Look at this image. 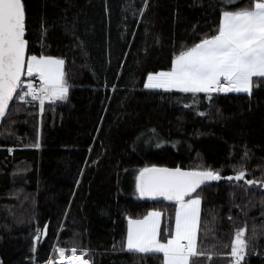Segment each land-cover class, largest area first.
Returning <instances> with one entry per match:
<instances>
[{
  "label": "trees",
  "instance_id": "obj_1",
  "mask_svg": "<svg viewBox=\"0 0 264 264\" xmlns=\"http://www.w3.org/2000/svg\"><path fill=\"white\" fill-rule=\"evenodd\" d=\"M23 2L28 55L62 58L69 91L41 112L18 89L0 125V264H47L57 247L84 250L90 264H162L126 241L129 218L149 211L162 214V241L174 234L176 203L136 188L155 165L221 175L192 194L202 201L195 264H234L242 228L240 264H264V78L251 94L210 100L144 88L215 33L223 0ZM240 170L256 183L226 179Z\"/></svg>",
  "mask_w": 264,
  "mask_h": 264
},
{
  "label": "snow or ice",
  "instance_id": "obj_2",
  "mask_svg": "<svg viewBox=\"0 0 264 264\" xmlns=\"http://www.w3.org/2000/svg\"><path fill=\"white\" fill-rule=\"evenodd\" d=\"M225 10L214 34L206 36L180 51L168 71L150 73L146 89L181 93H248L253 78H264V0H250L241 6L239 0H223ZM235 5V7H233ZM26 14L23 0H0V117L18 89L21 100L31 97L38 101L43 112L46 101L67 99L69 85L65 79V61L46 55H27ZM28 77L26 91L22 77ZM38 76L39 85L31 79ZM36 148L40 145L37 143ZM246 173L240 170L227 180L244 181ZM219 172L211 169L182 170L180 167H145L136 178V188L142 197H163L174 201L175 228L166 241L160 239L159 211H149L142 219L128 220L127 248L141 253L162 254V264H195L191 258L201 255L197 249L200 226L199 194L192 197L207 181H219ZM187 198V199H186ZM46 231V228H45ZM245 229H238L231 246L234 264H240L246 247ZM40 231L38 230L37 239ZM79 251V254H78ZM58 259L47 264H90L86 253L76 247L57 248Z\"/></svg>",
  "mask_w": 264,
  "mask_h": 264
},
{
  "label": "water",
  "instance_id": "obj_3",
  "mask_svg": "<svg viewBox=\"0 0 264 264\" xmlns=\"http://www.w3.org/2000/svg\"><path fill=\"white\" fill-rule=\"evenodd\" d=\"M25 14H26V11H25ZM27 29V28H26ZM26 36H27V30H26V35H25V38H26ZM27 39V38H26ZM27 55H28V50H27ZM25 77V76H24ZM24 77H22V80L24 79ZM18 91V90H17ZM17 94V93H16ZM16 94H14L13 95V99L9 102V105H8V108H7V110H6V113H5V115L3 116V117H0V125H1V123L3 122V120H4V118H5V116H6V114L8 113V111H9V108H10V105H11V103H12V101L14 100V98H15V96H16ZM155 167H167V168H175V167H170V166H163V165H155ZM182 170H188V169H183V168H181ZM243 181V180H242ZM241 182V181H240ZM193 194V193H192ZM191 194V195H192ZM145 199H148V200H166V199H164L163 197H157V198H155V199H153V198H149V197H144ZM187 199V198H186ZM166 201H168V200H166ZM172 202H174V201H172Z\"/></svg>",
  "mask_w": 264,
  "mask_h": 264
},
{
  "label": "rangeland",
  "instance_id": "obj_4",
  "mask_svg": "<svg viewBox=\"0 0 264 264\" xmlns=\"http://www.w3.org/2000/svg\"><path fill=\"white\" fill-rule=\"evenodd\" d=\"M38 56H39V55H38ZM47 56H49V55H47ZM52 57H55V56H52ZM55 58H59V57H55ZM60 59H62V58H60ZM64 65H65V64H64ZM63 71H64V66H63ZM30 79H31L32 83L34 84V79H33V77L30 78ZM28 80H29V78L25 76L24 83L27 84ZM158 90H160V89H158ZM11 148H13V147H11ZM11 148H10V150H11ZM192 197H194V196H192ZM57 248H58V247H57ZM57 248H56V249H57ZM66 250H67V249H66ZM78 250H82V249H78ZM83 251H84V250H83ZM245 252H246V250H245ZM78 254H79V251H78ZM246 254H247V253H246ZM52 259H58V254H56L55 258H52ZM0 261H1V260H0Z\"/></svg>",
  "mask_w": 264,
  "mask_h": 264
},
{
  "label": "built area",
  "instance_id": "obj_5",
  "mask_svg": "<svg viewBox=\"0 0 264 264\" xmlns=\"http://www.w3.org/2000/svg\"><path fill=\"white\" fill-rule=\"evenodd\" d=\"M33 79H34V86H38L39 85V78L38 76H33ZM232 93H235V92H232ZM220 94H225V93H220ZM14 148H11V151H13ZM247 254L246 252L244 251V254H243V257H245ZM234 258V257H233ZM235 259V258H234Z\"/></svg>",
  "mask_w": 264,
  "mask_h": 264
},
{
  "label": "crops",
  "instance_id": "obj_6",
  "mask_svg": "<svg viewBox=\"0 0 264 264\" xmlns=\"http://www.w3.org/2000/svg\"><path fill=\"white\" fill-rule=\"evenodd\" d=\"M240 93H244V92H240ZM196 197V196H194ZM201 207H202V201H201V205H200V214H201ZM160 221L162 223V214H161V218H160ZM161 223H160V226H161ZM197 242H198V234H197ZM128 249V248H127ZM129 250V249H128ZM131 251H135V250H131Z\"/></svg>",
  "mask_w": 264,
  "mask_h": 264
}]
</instances>
